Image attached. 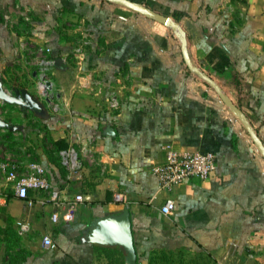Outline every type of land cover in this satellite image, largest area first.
I'll list each match as a JSON object with an SVG mask.
<instances>
[{
    "label": "crops",
    "instance_id": "obj_1",
    "mask_svg": "<svg viewBox=\"0 0 264 264\" xmlns=\"http://www.w3.org/2000/svg\"><path fill=\"white\" fill-rule=\"evenodd\" d=\"M134 1L176 26L108 0H0V78L22 61L24 44L35 45L52 58L61 108L41 116L43 130L26 125L22 108L16 121L0 112L12 126L0 128V264H111L105 249L114 248L128 264L122 248L87 238L97 219L124 207L136 264H264V156L182 54L184 46L264 143V0ZM58 140L76 149L81 179H67ZM27 147L33 162L20 153ZM168 147L212 150L215 169L162 189L152 167ZM2 163L18 175L42 166L65 201L82 194L73 220H52L63 209L41 202V191L17 196ZM166 198L170 215L159 208ZM45 235L55 248L43 246Z\"/></svg>",
    "mask_w": 264,
    "mask_h": 264
},
{
    "label": "built area",
    "instance_id": "obj_2",
    "mask_svg": "<svg viewBox=\"0 0 264 264\" xmlns=\"http://www.w3.org/2000/svg\"><path fill=\"white\" fill-rule=\"evenodd\" d=\"M44 81L47 80L44 79ZM43 94L46 95L47 92L45 91ZM57 153L61 165L66 169L67 179H81L83 176L82 164L76 149L68 146L59 149ZM215 160L216 154L212 150H179L168 147L164 152V160L152 167V174L157 178L162 189L169 190L173 186L192 178L206 180L215 169ZM1 168L14 183L17 196L27 198L29 190L41 191L43 193L41 202L50 201L57 208L63 209L62 212L53 211L51 213L52 220H73V208L77 203L83 201L82 194L75 195L72 201H65L61 197L60 190L53 187L46 178L44 168L38 164L30 165V171L23 175H18L17 165L15 164L2 163ZM109 189L115 199L120 198L119 192L112 184L109 185ZM33 199L30 198L28 203L32 204ZM159 208L162 214L170 215L175 209V202L170 198H166ZM42 244L46 248H55L52 238L48 235L43 237Z\"/></svg>",
    "mask_w": 264,
    "mask_h": 264
},
{
    "label": "water",
    "instance_id": "obj_3",
    "mask_svg": "<svg viewBox=\"0 0 264 264\" xmlns=\"http://www.w3.org/2000/svg\"><path fill=\"white\" fill-rule=\"evenodd\" d=\"M117 4L124 5L125 7L134 10L137 13L145 15L151 19L161 22L165 25L175 27L176 23L171 22L170 19L164 14L155 11L154 9L134 0H108ZM183 59L187 67L194 72L197 76L207 82L218 94L224 104L237 116L244 128L247 130L253 143L259 150L262 156H264V143L249 123L245 114L238 108L221 88L206 74L192 64L186 48H182ZM0 100L5 103H14L20 106V108H27L34 112H40L41 106L33 99L32 95L25 89L20 88L14 90V93L8 92L4 86L2 79L0 78ZM0 128H12L8 122L0 117ZM88 241L92 243H100L107 245H116L122 248L125 259L128 264H136V251L133 241V234L131 228V221L129 216V210L124 207L122 212L117 215L107 216L97 219L93 225L89 226Z\"/></svg>",
    "mask_w": 264,
    "mask_h": 264
},
{
    "label": "rangeland",
    "instance_id": "obj_4",
    "mask_svg": "<svg viewBox=\"0 0 264 264\" xmlns=\"http://www.w3.org/2000/svg\"><path fill=\"white\" fill-rule=\"evenodd\" d=\"M24 45L25 50L22 61L20 60V62L15 66L14 69L9 70L7 73H4L5 75L3 76H5V78L3 79L4 81L8 82V85L10 83L13 88H25L32 95L33 99L43 108L42 114L33 112L32 110L27 108H23L25 114H28L29 116V118L24 119L26 125H31L32 129L34 128V130H43L47 128L48 124L41 119V116L47 115L53 117L55 115H58L60 112L61 108H59L58 106L60 87L57 84L55 75L51 73V66L53 65L51 63L52 58L47 55L46 51L35 47V45H31L30 43H26ZM76 46L79 47V45L77 44ZM73 51H75V54L79 53V49H74ZM74 61L76 60H73V62ZM33 72H35V74ZM44 79L47 80L50 85L46 89V95L43 94L39 89V83L40 81H44ZM3 86L8 92L14 93L15 89L13 90L11 88H8L9 86L7 87V84H5L4 82ZM18 108H20V106L17 104L4 103L0 106V112L2 114H5L9 120L16 121L19 120V118L15 116H19V114L21 115L22 113L20 110H18ZM48 133L49 131L47 132V134ZM28 140L30 141V143H32L33 139L28 138ZM29 147H31V144L29 145ZM29 147H27L24 151L20 150V153L25 154L26 157L33 162L35 161V157L31 151L32 149L30 150ZM1 153L2 156H5L7 154V152H5V149H3V152ZM86 158L89 160V162L95 161L94 155L90 153L88 155L86 154Z\"/></svg>",
    "mask_w": 264,
    "mask_h": 264
},
{
    "label": "trees",
    "instance_id": "obj_5",
    "mask_svg": "<svg viewBox=\"0 0 264 264\" xmlns=\"http://www.w3.org/2000/svg\"><path fill=\"white\" fill-rule=\"evenodd\" d=\"M173 14L176 15L177 13L174 12ZM57 142L60 143L58 149L66 147L65 144L62 142V140H58ZM105 250L104 251L108 254L107 256L113 255L116 257L112 262H110L111 264H123L122 262L119 261L117 257V255L123 256L121 250L116 248L111 249L110 251L108 249Z\"/></svg>",
    "mask_w": 264,
    "mask_h": 264
},
{
    "label": "bare ground",
    "instance_id": "obj_6",
    "mask_svg": "<svg viewBox=\"0 0 264 264\" xmlns=\"http://www.w3.org/2000/svg\"><path fill=\"white\" fill-rule=\"evenodd\" d=\"M48 86H49L48 81H40V83H39V89L43 93H45Z\"/></svg>",
    "mask_w": 264,
    "mask_h": 264
}]
</instances>
